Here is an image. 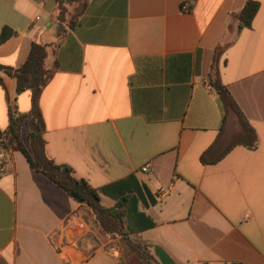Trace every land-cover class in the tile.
I'll use <instances>...</instances> for the list:
<instances>
[{"label": "crops", "instance_id": "crops-1", "mask_svg": "<svg viewBox=\"0 0 264 264\" xmlns=\"http://www.w3.org/2000/svg\"><path fill=\"white\" fill-rule=\"evenodd\" d=\"M255 1L251 27L239 30L234 15L247 0H87L82 11L67 4L62 24L57 0H0V64L20 67L35 42L54 69L39 102L47 157L96 189L135 175L156 226L130 239L156 258L159 246L177 264H264V0ZM219 48L222 83L258 141L205 165L204 153L221 156L241 132L232 112L222 126L209 84ZM10 109L29 112L31 93L18 95L0 71V133ZM29 132L23 126L21 139L32 153ZM7 153L0 264L120 263L119 238L101 234L20 151Z\"/></svg>", "mask_w": 264, "mask_h": 264}, {"label": "trees", "instance_id": "trees-1", "mask_svg": "<svg viewBox=\"0 0 264 264\" xmlns=\"http://www.w3.org/2000/svg\"><path fill=\"white\" fill-rule=\"evenodd\" d=\"M87 0H57L58 12L55 16L59 23H64L68 13L67 4H77L76 10H83ZM260 4L255 0H247L244 7L234 16L238 22V29L250 28L259 11ZM77 24L76 20H70L69 26ZM6 30L0 35V43L6 41ZM222 49H217L211 65L209 84L216 93L219 104L223 111L222 126L228 113H234L241 126V132L236 134L226 151L218 157H212L210 152L202 155L201 161L205 165L214 164L233 147L245 145L254 148L257 144V135L250 126L245 115L239 108L229 89L222 83L219 56ZM47 46L33 42L26 61L17 68L3 66L0 71L12 77L16 81L17 94L29 91L31 93V109L21 113L9 110V125L4 133H0V151H20L31 167L45 176L51 183L62 189L77 203L86 207L94 218V223L101 234L111 239L119 238L121 241L122 258L119 264H161L160 261L149 251V244L134 243L130 235L146 231L156 226L152 217L147 214L151 203H154L149 191L138 181L135 175L109 184L101 189L92 187L85 180L73 176V171L66 165H59L50 160L45 150V123L40 109V96L42 90L49 83L54 74V69L47 65ZM29 126L31 150L25 147L21 139V129ZM222 129V128H221ZM111 197L115 204L104 207L101 204L100 194ZM208 264V263H202ZM227 264H244L231 262Z\"/></svg>", "mask_w": 264, "mask_h": 264}, {"label": "water", "instance_id": "water-1", "mask_svg": "<svg viewBox=\"0 0 264 264\" xmlns=\"http://www.w3.org/2000/svg\"><path fill=\"white\" fill-rule=\"evenodd\" d=\"M155 253L161 264H177L161 247H155Z\"/></svg>", "mask_w": 264, "mask_h": 264}, {"label": "built area", "instance_id": "built-area-1", "mask_svg": "<svg viewBox=\"0 0 264 264\" xmlns=\"http://www.w3.org/2000/svg\"><path fill=\"white\" fill-rule=\"evenodd\" d=\"M8 160V153L5 150L0 151V165H3ZM146 170V169H144ZM66 264H71L69 261L66 260Z\"/></svg>", "mask_w": 264, "mask_h": 264}, {"label": "rangeland", "instance_id": "rangeland-1", "mask_svg": "<svg viewBox=\"0 0 264 264\" xmlns=\"http://www.w3.org/2000/svg\"><path fill=\"white\" fill-rule=\"evenodd\" d=\"M25 140L28 141L27 137L25 136Z\"/></svg>", "mask_w": 264, "mask_h": 264}]
</instances>
